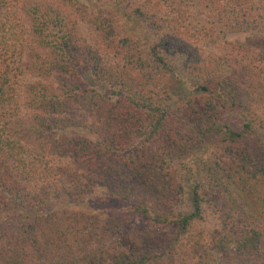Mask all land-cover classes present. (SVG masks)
<instances>
[{"label":"trees","instance_id":"trees-1","mask_svg":"<svg viewBox=\"0 0 264 264\" xmlns=\"http://www.w3.org/2000/svg\"><path fill=\"white\" fill-rule=\"evenodd\" d=\"M13 1H20L31 35L38 36L42 46L51 47L52 63L62 79L57 86L49 83L46 79L54 68L34 57L25 66L32 73L45 72V80L9 87V91L0 75V264H150V256H142L133 247L147 236L138 229L142 218L173 227L172 247L194 220L203 218L202 202L208 198L200 196L199 186L191 198V211L173 210L182 188L177 186V199L172 201L168 162L178 152L181 155L179 147L186 148L184 142H190L176 141L174 136L172 145L164 141L171 111L152 84L151 61L143 55L139 41L121 37L119 20L167 30L153 47L154 56L162 62L163 49L183 53L185 68L206 79L183 105L198 114L192 126L198 138L194 143L215 145L221 151L205 160L204 169L209 186L205 192L218 195L224 223L216 232L215 245L201 253L199 264H219L216 252L224 249L264 257V162L250 150L252 138L259 139L257 123L264 130V116L257 115L264 112V64H260L264 63V0H206L213 32L216 25L223 36L256 32L255 38L228 41L238 44L239 56L226 52L214 62L204 47H196L192 37L179 31L178 16L167 13V3L175 0H111L105 6L104 0H56L58 5L50 0H0V11L9 8L0 24V55L4 57L23 43L17 35V26L23 23L12 18ZM97 1L102 7L91 11L90 5ZM65 7L85 14L100 46H119L128 59L101 69L113 84L108 96L84 85V53L73 44L75 30L65 22L69 15ZM93 68L98 72L101 66ZM73 106L86 110L94 121L79 126L82 121L64 118ZM22 107L29 112L17 111ZM225 108L230 112L227 115H223ZM48 158L57 159L58 164L52 166ZM52 172L57 175L45 183ZM82 175L87 181L105 184L114 215L121 213L115 222L100 215L103 207L93 206L90 199H75V190L68 184L79 183ZM134 178L139 183L128 185ZM85 180L82 186L88 183ZM135 187L137 197L124 207L125 196L130 197ZM154 193L174 206L162 210L152 201L147 205ZM94 207L96 212L90 213Z\"/></svg>","mask_w":264,"mask_h":264},{"label":"rangeland","instance_id":"rangeland-1","mask_svg":"<svg viewBox=\"0 0 264 264\" xmlns=\"http://www.w3.org/2000/svg\"><path fill=\"white\" fill-rule=\"evenodd\" d=\"M50 1L58 5L56 0ZM19 2L20 1L16 4L14 2L15 13L12 18L16 23H23V27L17 26V35L23 38V43H20L15 51H12L9 55L5 57L0 55V75L4 81L3 84H8L7 89L10 91L11 88L9 87L20 88L25 87L27 82H35L39 79L45 80V72L42 71V73H39L40 70L37 69L36 72L32 73L25 66V63L28 62L31 57H34L38 61L48 62L49 67L54 68V72L46 80L55 86L60 85L62 77L61 75H57V68H55V65L52 63L54 58L51 55V47L42 46V44L39 43L40 38L36 35H31V31L28 29L26 23L27 18L22 13L20 9L21 5H18ZM109 2H111V0H104L103 6H105V3ZM206 2V0H175L167 3L166 10L169 15L178 16L179 31L185 34L186 38L192 37L195 41L193 44L196 45V47H204L203 49L207 50L206 53L209 60L214 62L222 53L226 52H232L239 56L237 51L238 44L232 45L228 41L237 38H239V40L248 37L255 38L256 35L254 34H256V32L229 33L227 36H223L218 31L220 29V27H218L219 25H216L217 31L213 32L212 29L214 25L209 19L211 10ZM16 5L18 6L16 7ZM59 5L61 4L59 3ZM255 5L258 6L259 4L255 3ZM99 7H102V3L100 4L99 1H97V4L90 5V10H98ZM8 9L7 6H5L6 11L4 7L0 11V24L1 20H6L5 16ZM65 12L69 13L65 22L75 30L73 44L80 48L77 50L81 51L83 49L84 54H81V60L83 61L82 65L85 66V71L82 73L84 85L91 86L104 96H108L113 88V84L103 76L104 73L101 69L110 64L121 65L128 62L123 49H120L119 46L110 49L106 48L104 45L100 46L101 41L96 31L90 27V21L85 18V14L72 8L66 10V7ZM117 24L121 37L129 36L135 41H139V46L142 48L143 55L151 61L152 71L154 72V76L151 80L152 84L155 89L159 91L158 94L161 95L160 98L163 99L164 104H166L167 108L171 111V121L167 124L164 141L172 145L173 139L171 137L174 136L177 138L176 141L185 139L190 142L189 144L183 141L186 144V148L178 146L181 150V155L177 151V155L168 162L169 166L167 170L169 173H167V175L169 176L170 188H172V192H170L172 201L177 199V186L179 185L182 188L178 198V204L176 206L171 205L170 201L165 200L164 197H158L160 193H154L153 197L147 200V205H151L152 201L154 207H158L159 209L170 210V208L174 206V212L188 213L194 207L191 198L196 186H199L200 196L204 198L207 197L208 199L210 198V201H208V199H203V218L193 221L190 230L176 246H170L176 233L173 227L157 226L151 224L148 218H142L141 223L138 224V229L141 231L145 230L147 236L143 238L144 243L141 245L134 243L133 247L137 248V251L141 253L142 256L145 254L149 255L151 260L150 264H199L201 253L206 247L208 248L215 245L217 237L219 236L216 232L221 229L224 223V210L222 205L220 203L218 204V195L213 193V191L210 193L205 192V190L209 189V186L207 171L204 169L205 160L207 158L212 159L217 152L221 151L215 147V145L200 144V142L194 143L198 138L195 137L192 126L196 124V117L198 114L191 108H186L183 105V102L191 93L195 94L199 85L206 83V79L203 76L189 72L185 68L184 62L186 58L183 53L173 54L163 49L164 61L162 62L154 56L152 51L153 47L160 43L161 39L168 33L167 30L153 29L144 22L126 24L124 21L119 20ZM92 51L97 54L95 56L92 55ZM88 56H91V60H89ZM260 64L264 63L260 62ZM95 65L101 66L98 72L93 68ZM5 79H7V82ZM200 92L202 93V91ZM17 111H22V113L29 112V110L24 107ZM227 112L228 109L225 108L223 115H227ZM257 115L263 117L264 112L260 110ZM63 117L73 121H76V119L82 121V123L78 124L79 126L85 122L90 124L94 121L90 113H87L86 110H80L76 106L71 107L68 113L63 115ZM67 129L72 132L71 128L67 127L65 130L67 131ZM255 131L259 139L256 137L252 138L250 150L260 161L264 162V130L260 127L259 123L255 126ZM192 144L193 148L191 147ZM48 160H50V164L54 167L56 163L58 164L57 159L48 158ZM65 160L67 162L69 161L66 158ZM118 169L121 170L119 166ZM54 174L57 175L52 172L47 175L52 176L50 179L44 180V178H41V180H44L45 183L46 181L51 183L50 180L55 178ZM85 179L86 175H82L80 182H84ZM42 181L38 183V186L42 184ZM87 182L88 183H85L84 186H82V183L70 184L69 182L68 185L72 186L75 190V199L79 200L84 198L86 201L90 199L93 206L103 207L100 215L105 216L107 219H112L114 222L120 218L121 213L118 214V212H116L114 215L115 211L113 205H110L106 199L107 191L105 184H99L97 180H89ZM136 182L139 183V181L134 178L131 182H128V185L131 186L132 184L136 186ZM133 189L134 193L130 194V197L125 196L124 203L122 204L124 207L130 206V200L136 194V187ZM143 198L144 197H142V200ZM65 200L70 202L68 197H65ZM88 208H90L89 204ZM95 208L96 207L89 212H96ZM168 246H170V248H168ZM166 251H169V253L166 254ZM216 255L219 258V264H264V257L259 253L240 255L233 249H224L216 252Z\"/></svg>","mask_w":264,"mask_h":264}]
</instances>
